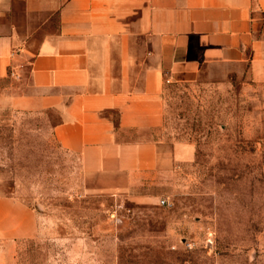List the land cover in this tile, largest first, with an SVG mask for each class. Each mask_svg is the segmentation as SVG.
Segmentation results:
<instances>
[{
    "label": "rangeland",
    "instance_id": "rangeland-1",
    "mask_svg": "<svg viewBox=\"0 0 264 264\" xmlns=\"http://www.w3.org/2000/svg\"><path fill=\"white\" fill-rule=\"evenodd\" d=\"M17 84L0 78V197L31 208L41 235L9 243V264H264V85L247 67L165 83L150 138L193 157L133 183L85 174L52 136L55 113L7 106Z\"/></svg>",
    "mask_w": 264,
    "mask_h": 264
},
{
    "label": "crops",
    "instance_id": "crops-1",
    "mask_svg": "<svg viewBox=\"0 0 264 264\" xmlns=\"http://www.w3.org/2000/svg\"><path fill=\"white\" fill-rule=\"evenodd\" d=\"M228 65L264 85V0H0V78L18 81L7 106L55 113L54 140L88 175L133 183L191 160L192 147L169 158L150 138L161 92ZM40 235L31 208L0 197V264Z\"/></svg>",
    "mask_w": 264,
    "mask_h": 264
}]
</instances>
